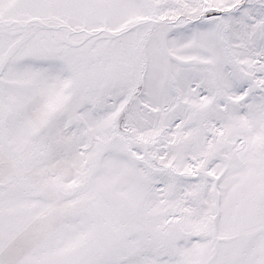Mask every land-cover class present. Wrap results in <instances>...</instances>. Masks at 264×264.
<instances>
[{
    "label": "snow or ice",
    "instance_id": "snow-or-ice-1",
    "mask_svg": "<svg viewBox=\"0 0 264 264\" xmlns=\"http://www.w3.org/2000/svg\"><path fill=\"white\" fill-rule=\"evenodd\" d=\"M0 264H264V0H0Z\"/></svg>",
    "mask_w": 264,
    "mask_h": 264
}]
</instances>
